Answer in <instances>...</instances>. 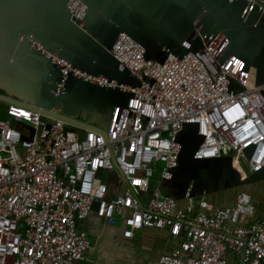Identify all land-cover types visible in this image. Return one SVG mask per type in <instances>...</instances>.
Segmentation results:
<instances>
[{"label": "built area", "instance_id": "2783aa9c", "mask_svg": "<svg viewBox=\"0 0 264 264\" xmlns=\"http://www.w3.org/2000/svg\"><path fill=\"white\" fill-rule=\"evenodd\" d=\"M247 2L244 14L257 5L264 16V0ZM69 8L78 18L86 12L81 0H70ZM203 38L204 48L181 58L169 52L158 62L121 33L112 52L141 85H120L133 96L126 107H115L108 130L75 124L69 130L62 118L6 102L8 116L0 120V264H80L91 242L78 222L92 213L132 229L168 227L178 243L161 264H264V219L251 193L241 190L233 204L220 207L192 194V184L180 199L167 192L186 123H198L204 136L196 157L233 151L234 159L236 153L245 158L247 172L264 166V80L258 84L255 70L245 69L235 54L221 61L229 44L223 32ZM53 57L65 76L118 85ZM105 171L119 172L122 193H110Z\"/></svg>", "mask_w": 264, "mask_h": 264}, {"label": "water", "instance_id": "95a60500", "mask_svg": "<svg viewBox=\"0 0 264 264\" xmlns=\"http://www.w3.org/2000/svg\"><path fill=\"white\" fill-rule=\"evenodd\" d=\"M81 1L86 12L78 18L69 8L70 0H0V120L7 119L6 102H12L62 118L71 123L69 130L73 124L108 130L115 107H126L133 96L120 85H141L112 52L123 32L143 46L146 59L158 62L169 52L180 58L196 52L206 46L205 33L223 32L229 44L221 61L235 54L245 69L255 70L258 84L264 80V16L257 5L244 14L247 0ZM185 41L191 42L190 48ZM55 53L73 67L115 79L118 85L103 86L72 72L65 76ZM203 140L198 123L185 124L177 137L179 164L169 194L183 198L192 184V194L205 196L264 180V166L247 172L233 151L196 157ZM244 152L249 158V148ZM109 173L102 179L108 180ZM98 206L95 201L92 209Z\"/></svg>", "mask_w": 264, "mask_h": 264}, {"label": "crops", "instance_id": "0c3cea01", "mask_svg": "<svg viewBox=\"0 0 264 264\" xmlns=\"http://www.w3.org/2000/svg\"><path fill=\"white\" fill-rule=\"evenodd\" d=\"M109 182L111 194L122 193L124 181L119 172H110ZM258 216L264 219L260 211ZM78 227L87 233L91 242V249L80 264H161L160 257L178 243L168 227L132 229L121 219L109 224L95 213L80 220Z\"/></svg>", "mask_w": 264, "mask_h": 264}, {"label": "rangeland", "instance_id": "374dc122", "mask_svg": "<svg viewBox=\"0 0 264 264\" xmlns=\"http://www.w3.org/2000/svg\"><path fill=\"white\" fill-rule=\"evenodd\" d=\"M235 159L243 166L245 170H247V162L241 154L236 153ZM241 190H245L251 193L254 199L257 213L258 211H260L264 214V180L243 187L209 193L205 195V198L214 203L216 206H224L233 202L236 199V195Z\"/></svg>", "mask_w": 264, "mask_h": 264}]
</instances>
